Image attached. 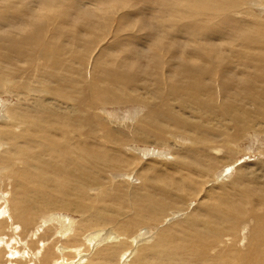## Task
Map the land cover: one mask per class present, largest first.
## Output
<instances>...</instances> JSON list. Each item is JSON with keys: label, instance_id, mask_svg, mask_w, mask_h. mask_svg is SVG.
I'll use <instances>...</instances> for the list:
<instances>
[{"label": "bare ground", "instance_id": "1", "mask_svg": "<svg viewBox=\"0 0 264 264\" xmlns=\"http://www.w3.org/2000/svg\"><path fill=\"white\" fill-rule=\"evenodd\" d=\"M255 12L264 0H0V232L9 221L27 238L39 218L75 247L90 223L112 224L85 235L94 252L76 264H264ZM121 105L131 110H108ZM255 143L259 176L245 175L252 162L231 172ZM144 226L151 244L146 228L135 236Z\"/></svg>", "mask_w": 264, "mask_h": 264}, {"label": "rangeland", "instance_id": "2", "mask_svg": "<svg viewBox=\"0 0 264 264\" xmlns=\"http://www.w3.org/2000/svg\"><path fill=\"white\" fill-rule=\"evenodd\" d=\"M83 7H95L94 5H92L91 3H88V2H86L84 5H83ZM257 8L258 7H255V10H257ZM260 9H262V7H259ZM258 8V9H259ZM254 14H257L258 15V17H259V20H261L262 22L264 21V16L263 15H259V13H254ZM261 17V18H260ZM5 98V96H3V99ZM7 98H10L11 99V102H12V97L11 96H8ZM1 100V99H0ZM6 103V101L5 100H1L0 101V106H1V104H3V103ZM9 102V100L7 101V103ZM10 102V103H11ZM131 107H133V105L131 104L130 105ZM121 108H119V107H116V108H109L108 110H109V112H111V113H113V114H117V115H120V116H122V114H125L126 113V111L127 110H131L128 106H120ZM111 109V110H110ZM113 109V110H112ZM113 111V112H112ZM119 111V112H118ZM125 112V113H124ZM260 137V136H259ZM261 137H263V139H252L251 141H249L250 143L251 142H253V140H256V141H259V142H264V136H261ZM262 140V141H261ZM249 142H248V140H246V141H244L242 144L240 143V147L243 149V148H245L246 146H247V144L249 145ZM253 144V143H252ZM256 144V145H255ZM252 147L254 148L253 149V151H251V152H243L241 155H239V157L234 161V162H232L231 163V166L233 165V168L231 169L232 171L231 172H234V170H235V168L238 166H241V165H243L244 163L245 164H247L246 162H252L251 164H249L247 167L248 168H246V169H244V172H245V175H247V173H251V174H254V175H256V176H259V165H256V163L254 162V161H257L259 158H260V155H259V153H258V151H259V149L261 148V146H262V143L260 144H258V143H255ZM264 146V145H263ZM238 147V146H237ZM154 147L153 146H151V149H153ZM159 148H161V147H157V149H159ZM219 149V150H216V149ZM217 148H214L215 149V151H210L211 152V154H213L214 156H217V155H221V154H219L220 152H221V148L220 147H217ZM154 149H156V148H154ZM163 149V148H162ZM238 149H239V147H238ZM256 149V150H255ZM163 150H165V149H163ZM216 151H218V153H216ZM220 151V152H219ZM261 157H262V155H261ZM231 166H229L228 168H230ZM245 167V166H244ZM229 170V169H228ZM249 171H252V172H249ZM224 172V171H223ZM230 172V173H231ZM227 175H229V173H227ZM236 176H238L237 174H236ZM219 177V176H218ZM234 177V176H233ZM232 178V177H231ZM237 179V177L236 178H232V179H230L231 181L233 180H236ZM133 181H135V178H134V180ZM218 183V182H217ZM249 184V181H247V180H245V182H243V183H241V184H239L238 182H232V185H237V186H242V187H244V186H247ZM0 188H2V184H0ZM1 190V189H0ZM1 193H2V191L0 192V212L3 210V208H5V204H6V202H5V200L3 199V196L1 195ZM91 193H93L92 191H91ZM199 201V199H194L193 201H194V204H195V202L197 203L198 201ZM192 204L193 203H191V205H190V207L192 206ZM8 205V204H7ZM178 211V212H177ZM177 212V213H176ZM179 213H182V212H180L179 210H176V209H174V210H170V211H168L167 213H166V215H167V217H168V219L169 220H171L172 222H170V223H164V221H163V224H164V226H167V224L168 225H170L171 223L173 224V222L174 221H176V219L178 220H180V218L182 217V214L180 215ZM58 216H61V217H63L64 216V218H61V221L64 219V221L65 222H71V221H73V223H76V222H78V224L79 223H81L82 225L85 223V222H87V221H92L93 223H96V220H91V219H89L88 217H86L84 214H82V213H79V212H74V211H58L57 213H56ZM181 216V217H178L179 215ZM83 216V217H82ZM83 218V220H81L82 218ZM177 217V218H176ZM2 218V217H1ZM44 219H45V215H44V217H43ZM173 218V219H172ZM74 220H75V222H74ZM76 220H78V221H76ZM65 222L63 223V224H65ZM175 223V222H174ZM42 224H43V222L41 221V220H39V218H37V219H35L34 221H33V224H32V230L34 231V232H36V230H37V233L39 232L38 231V229H37V227L40 229V232H41V235H39L38 237H36V238H32V236L31 235H33V237L35 236V234L36 233H32V232H30V231H28V232H30L31 234H29L28 235V237L26 238V237H24L23 236V233L22 234H20V232L18 231V230H16V227H14V225H13V223L11 224L12 225V228H11V225H10V222L8 221V225H7V227H6V229L3 231V232H0V264H76V263H74V262H76V260H78L79 258H80V254H81V257L83 256V257H85V258H87L86 256H89V257H91L90 255L91 254H93V252H94V250H93V248L89 245V246H86L87 244H86V236L85 235H89L90 234V232H91V234L93 233V234H95L97 231H103V232H105V231H107V229L109 230V229H112V227H113V225L112 224H110V225H104V224H101L100 225V223H98L97 225L95 224V227H92V225H91V223H90V226H89V224H88V222L87 223H85V226L88 224V226H89V228H86L85 227V229L86 230H84V232L83 231H81L80 233H82V234H80V236L81 237H84L83 238V240L81 239V237H78L77 239H76V241H78L79 240V245L80 246H75V247H70L71 245L73 246V244L75 243L74 241H75V239H71V235H72V233H71V235H66L67 233H62L61 231H59V230H61V228H60V226H58V224L56 223H51L50 225L52 226V227H46V225H43L42 226ZM62 224V225H63ZM245 223H243L242 224V226L244 225ZM61 225V226H62ZM100 226L101 227H104V228H100ZM242 226H241V229H242ZM9 227V228H8ZM15 229H14V228ZM44 227V228H43ZM46 227V228H45ZM81 227V226H80ZM57 228H59V230L57 229ZM83 228V227H82ZM143 228H146V230H148V233L147 234H145L146 236H144V237H148L149 239H150V235L152 236V234H154L153 233V231L151 230V228H148L147 226H144V227H140V229L138 230V231H136V233H135V236L137 237V235L138 234H140V230L141 229H143ZM98 229V230H97ZM88 230V231H87ZM90 230V231H89ZM96 230V231H95ZM45 231V234H43V235H47L46 237H43L42 236V233ZM47 231V232H46ZM59 231V232H58ZM150 231V232H149ZM60 232L63 234V236H62V234H60ZM66 232H68V230L66 231ZM243 232V231H242ZM58 233H59V235H58ZM15 236H14V235ZM16 234H17V236H16ZM66 236H65V235ZM22 235V236H21ZM37 235V234H36ZM84 235V236H83ZM113 235H115V234H113ZM19 236V237H18ZM19 238L20 239V241H19V239H18V242H17V239ZM42 239V240H41ZM16 241V243H15V241ZM50 240V241H49ZM54 240V241H53ZM154 240V239H153ZM153 240L152 239H150V241H148V244H151L152 242H153ZM5 241V242H4ZM11 241V242H10ZM14 241V242H13ZM42 241V243H39V242H41ZM37 242V243H36ZM147 242V241H146ZM149 242H151V243H149ZM7 243V244H6ZM9 243H11V246L10 247H14V248H12V251H14L15 252V254H13L12 255V252H11V248H9ZM26 243V244H25ZM39 243V244H38ZM52 244V245H51ZM55 244V245H54ZM98 244V243H97ZM109 245L110 243H108V242H103V244H101L102 246H104V245ZM36 245V246H35ZM99 245V244H98ZM101 245H99L100 246V248H101ZM46 246H48L47 248H46ZM65 246V247H64ZM62 247V248H61ZM106 247V246H105ZM51 249V251L53 252H51L50 253V255H51V257H49V259H47V261L48 262H42V258H44L43 256H45L46 254H47V252H48V249ZM54 248V249H53ZM57 248V249H56ZM83 248V249H82ZM98 248V247H97ZM132 248V249H131ZM131 248H130V251L132 252L131 254H133V250H134V244L133 245H131ZM41 249H42V251H41ZM44 249V250H43ZM2 250V251H1ZM58 250V251H57ZM82 250V251H81ZM39 251H40V253H39ZM76 251H79L78 253H80L79 255H78V253L76 252ZM49 253V252H48ZM18 254V255H17ZM37 254V255H36ZM38 254H40V255H38ZM130 254V255H131ZM119 255L120 254H118L117 255V257L112 261V262H114L113 264H122V258L120 259L119 258ZM129 254H127V256H128ZM15 256H17V257H15ZM56 256V257H55ZM12 257V258H11ZM15 259H14V258ZM88 257V258H89ZM35 258V259H34ZM37 261H38V263H37ZM34 262V263H33ZM40 262V263H39ZM84 264V263H83ZM104 264H108V263H104Z\"/></svg>", "mask_w": 264, "mask_h": 264}]
</instances>
